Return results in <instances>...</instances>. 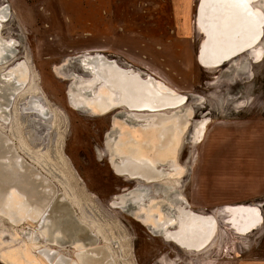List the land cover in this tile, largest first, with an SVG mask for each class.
I'll return each mask as SVG.
<instances>
[{
    "label": "rangeland",
    "instance_id": "obj_1",
    "mask_svg": "<svg viewBox=\"0 0 264 264\" xmlns=\"http://www.w3.org/2000/svg\"><path fill=\"white\" fill-rule=\"evenodd\" d=\"M199 1L0 0L8 11L1 35L15 42L0 75L18 66L27 71L8 119H0V132L54 184L58 201L71 207L114 264L264 258V221L238 235L225 211L227 205H256L264 219V55L257 62L247 52L219 67H203V35L195 24ZM256 4L264 9V0ZM98 54L185 97L182 105L157 112L173 115L167 122L187 116L188 123L174 158L158 162L163 176L153 182L117 173L113 164L120 159L107 146L121 147L127 135L143 140L138 132L150 117L141 116L149 112L119 106L95 113L70 101L71 85L92 77L84 60ZM148 154L154 157L152 150ZM181 209L216 218L215 235L201 250L185 249L165 235L177 230ZM31 233L35 246L75 256V243L46 242L37 221L15 223L0 213V264H14L5 256L12 252L29 264H44L30 247Z\"/></svg>",
    "mask_w": 264,
    "mask_h": 264
},
{
    "label": "bare ground",
    "instance_id": "obj_2",
    "mask_svg": "<svg viewBox=\"0 0 264 264\" xmlns=\"http://www.w3.org/2000/svg\"><path fill=\"white\" fill-rule=\"evenodd\" d=\"M259 2L260 0L199 1L195 24L203 35L198 56L203 67H219L247 52L252 53L257 62L262 60L263 49L258 45L264 39V9L256 4ZM7 18V9L0 8V62L3 61L5 52L15 45L13 40H6L1 35L3 22ZM84 65L91 70L92 77L74 82V90H70V101L75 107H86L95 113H105L119 106L149 112L147 116H141L142 119L150 117L145 118L149 121L138 132L143 135V140L134 142L128 135L123 136L121 142L118 141L122 146L117 149L113 147V143L108 142L109 151L112 155L115 152L120 159L118 163L114 162V170L146 181L162 177L163 172L157 170V164L173 157L188 119L187 116H177L167 122L166 119L173 115L166 116L157 112L182 105L185 97L153 77L143 78L135 70L122 68L116 61L101 54L86 57ZM26 78L27 71L21 66L1 73V120L8 119L10 103ZM88 91L93 93L90 97L86 96ZM203 129L204 125L198 129V137L202 135ZM151 150L154 157L148 154ZM57 198L54 184L19 157L13 143L0 132V213L15 223L37 221L46 242L58 245L68 241L75 243V256L71 258L58 250L35 246L33 241L36 235L28 234L30 247L37 249L46 264H114L106 248L93 244V239L86 233L91 230L86 227L84 229L79 222L74 224L73 210L65 201H58ZM225 211L228 214L227 224L238 235H248L264 221L262 211L257 206L227 205ZM176 224L177 230L167 231L165 235L189 250H201L205 247L214 237L217 228L214 216L185 209L179 211ZM5 256L12 259L14 264H29L19 253L17 255L12 252Z\"/></svg>",
    "mask_w": 264,
    "mask_h": 264
},
{
    "label": "water",
    "instance_id": "obj_3",
    "mask_svg": "<svg viewBox=\"0 0 264 264\" xmlns=\"http://www.w3.org/2000/svg\"><path fill=\"white\" fill-rule=\"evenodd\" d=\"M4 59H5V56H4V58H3V61H4ZM3 61H1L0 63H2ZM70 90H74L73 85H71ZM71 103H72V102H71ZM81 108H82V107H81ZM84 108H86V107H84ZM87 109H89V108H87ZM123 174H125V175H127V176H130V174H128V173H126V172L123 173ZM130 177H131V176H130ZM134 178H138V179H141V180H143V181H146L145 179L140 178V177H137V176H134ZM149 182H153V181H149ZM73 214H74V213H73ZM74 218H75V219H73V220H74V224H75V223L78 224L79 221L76 220L75 215H74ZM80 225H81V223H80ZM81 226L84 227V229H85V225L82 224ZM86 233L88 234V236H89L90 238L93 239V244H94V245H97V238L95 237V235H93L91 231H90L89 233H88V231H87ZM64 244L72 245L73 242H72V241H68V242H66V243H64ZM64 244H62V245H64Z\"/></svg>",
    "mask_w": 264,
    "mask_h": 264
},
{
    "label": "crops",
    "instance_id": "obj_4",
    "mask_svg": "<svg viewBox=\"0 0 264 264\" xmlns=\"http://www.w3.org/2000/svg\"><path fill=\"white\" fill-rule=\"evenodd\" d=\"M252 206H256V205H252ZM243 264H264V258L263 259H251V260L245 261Z\"/></svg>",
    "mask_w": 264,
    "mask_h": 264
}]
</instances>
